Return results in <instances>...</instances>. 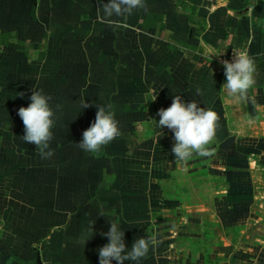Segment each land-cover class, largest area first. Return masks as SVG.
<instances>
[{"label": "crops", "instance_id": "0c3cea01", "mask_svg": "<svg viewBox=\"0 0 264 264\" xmlns=\"http://www.w3.org/2000/svg\"><path fill=\"white\" fill-rule=\"evenodd\" d=\"M145 3L104 19L98 0H0V264H99L111 219L126 249L155 241L124 264H264V0ZM234 48L255 60V104L221 89ZM32 89L52 97L50 159L22 139ZM175 95L218 114L212 155L172 154L156 113ZM109 104L122 135L86 153Z\"/></svg>", "mask_w": 264, "mask_h": 264}, {"label": "clouds", "instance_id": "9594fccd", "mask_svg": "<svg viewBox=\"0 0 264 264\" xmlns=\"http://www.w3.org/2000/svg\"><path fill=\"white\" fill-rule=\"evenodd\" d=\"M98 12L104 19H111L113 16L127 17L136 9H147L145 0H98ZM226 82L222 90L229 97H235L241 101H249L255 104V99L249 96V89L256 84V64L254 58L247 50L233 49L232 60L223 59L220 61ZM214 72L211 70L212 79ZM197 95L202 94L200 87L196 89ZM23 98L25 93H18ZM31 103L27 107H20L17 115L24 125L23 141L35 145L37 152L42 159H50L54 152L50 149L49 143L53 139L55 113L50 107L51 95H46L43 90L32 89L29 97ZM156 99V98H155ZM154 99V100H155ZM153 100V101H154ZM82 108L91 105L81 102ZM56 105V109H60ZM95 120L90 127L83 131L82 140L76 143L86 153L98 154L102 147L108 145L114 139L122 135L112 106H96ZM160 117L158 126L167 128L173 133L172 154L178 163H187L193 156L207 157L212 155L209 145L216 136L219 117L211 108L198 107L195 101L185 102L179 95H175L168 108H161L156 113ZM155 121V120H154ZM156 122V121H155ZM253 120H248L252 124ZM99 215L104 216L103 213ZM95 219L90 220L83 228L78 242L85 246L86 242L95 235ZM101 236L108 238V243L98 249L99 264H124L125 261L138 262L146 257L150 245L155 241L152 238L135 239L131 249H126L124 231H121L114 219L110 220V228L107 232H101Z\"/></svg>", "mask_w": 264, "mask_h": 264}, {"label": "built area", "instance_id": "2783aa9c", "mask_svg": "<svg viewBox=\"0 0 264 264\" xmlns=\"http://www.w3.org/2000/svg\"><path fill=\"white\" fill-rule=\"evenodd\" d=\"M209 59H211V60L213 59L214 60V58H212V57H210ZM215 59L221 65L220 61L223 60V59H227V60L231 61L232 60V55H229V56H221V57H218V58H215Z\"/></svg>", "mask_w": 264, "mask_h": 264}, {"label": "rangeland", "instance_id": "374dc122", "mask_svg": "<svg viewBox=\"0 0 264 264\" xmlns=\"http://www.w3.org/2000/svg\"><path fill=\"white\" fill-rule=\"evenodd\" d=\"M263 221H264V220H263ZM262 234H263V236H264V230H263Z\"/></svg>", "mask_w": 264, "mask_h": 264}]
</instances>
